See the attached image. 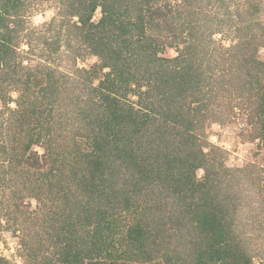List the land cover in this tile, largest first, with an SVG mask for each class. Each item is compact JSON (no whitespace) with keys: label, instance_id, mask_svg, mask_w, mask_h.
<instances>
[{"label":"rangeland","instance_id":"obj_1","mask_svg":"<svg viewBox=\"0 0 264 264\" xmlns=\"http://www.w3.org/2000/svg\"><path fill=\"white\" fill-rule=\"evenodd\" d=\"M69 2L71 0H27L28 11L24 16L23 28L11 24L18 30L13 33L17 48V55L13 58L20 64L16 65V70L11 69L12 72L0 69V161L4 166L1 169L2 177L7 181L0 183L1 264H64L62 260L68 253V245L74 253L83 248L85 252L96 251L108 255L112 251L108 246L111 239L102 241L96 233L104 226L101 211L112 210L117 222L121 221L123 225H131L135 221L134 210L128 212L120 203L109 205L100 187L95 192L91 191L89 186L92 182L89 179L95 173L92 157L80 156L78 152L71 154L65 148L61 152V148L56 146L48 148L46 142L49 139L47 132L51 130L53 137L65 135L66 139H72V144L77 149L79 146L84 155L96 151L95 123L92 120H96L98 112L105 111L108 105L115 106L113 101L108 104L104 101L102 93L107 96L110 93L106 88H101L106 80L105 73L110 70L92 76L87 72L96 65L100 66L102 61L91 55L90 48L80 42L76 35L74 24L79 19L69 14ZM183 2L157 0L155 7L165 16L157 18L156 23L162 29L170 21L180 27L193 12L197 13L195 18L198 22L201 20L199 23H202V27L189 30L181 26L176 29L181 33L179 35L167 28L159 30L158 27L149 26V34L160 36L161 57H176L180 49L196 40L194 34L190 33H199L198 51L206 50L210 64L221 61L220 67L231 68L233 73L243 63L242 60L247 61L250 57L264 62V0H190L179 9L178 5ZM249 12H254L255 16ZM101 18L99 8L92 21L97 24ZM211 33H215L214 36ZM181 35L183 40L180 39L178 45L173 46ZM248 67L250 76L260 78L255 62ZM200 68L207 75L214 74L205 67ZM164 78L167 77L150 80L154 87L150 97L140 99L138 94L136 96L129 92L128 97L118 94L111 95V98L115 96L122 102L134 103L135 109H140L141 119H146L148 111L143 107L145 104L138 105V101L159 104L160 98L166 94ZM236 80L238 83L239 79ZM261 81L264 84V77ZM221 86L220 83L215 84V93L220 96L216 95L217 100L208 102V108L201 111L208 118L206 129L201 132L204 140L201 147L210 154L214 171L224 173L221 163L232 170L223 174V187L235 195L237 210L227 220L234 222L242 247L252 257V264H264L263 120L251 114L258 107L257 101L264 93V85L260 88V96L256 95L258 90L246 91L240 96L227 83L222 92ZM132 89L141 88L133 86ZM148 89V85L143 86L140 92ZM200 94L198 98L203 97ZM195 99L192 95L187 96L184 112L186 105ZM195 106L192 104V107ZM196 113L200 114L193 112V115ZM35 116L42 124H36L38 119L34 123ZM149 128L146 129L148 133L152 128L154 130V127ZM133 133V129L129 128L127 142L138 138ZM32 135L33 139L39 137L41 140L25 151ZM121 145L128 149L134 147L131 161L135 164V156L141 155V145L138 142ZM14 157L18 158L17 161ZM120 163L117 162L115 166L122 181L130 175V168L126 170ZM15 167L18 171L16 174ZM98 177L100 181L102 178ZM197 177L204 180L205 171L198 170ZM13 180L16 182L12 183ZM166 212L170 219L171 211ZM126 213L129 215L125 220L122 215ZM150 223H153L152 219ZM175 224V220L167 223V228L159 236L154 228L143 226L146 235L155 233L152 246L158 249V254L153 263L165 264L163 256L167 248H171L172 254L179 260L181 255L175 249L181 248V263L195 264L187 255L195 254L192 247L198 243L199 232L194 225L181 231L174 228ZM64 226L68 229L62 232ZM123 231L128 232V228L124 227ZM117 238L127 239L122 234H118ZM114 243L118 245L119 242L115 239ZM128 252L134 253L135 249L130 250V242L125 240L117 253L127 256ZM102 260L107 261L106 258ZM90 263L89 260L85 261V264Z\"/></svg>","mask_w":264,"mask_h":264},{"label":"trees","instance_id":"obj_2","mask_svg":"<svg viewBox=\"0 0 264 264\" xmlns=\"http://www.w3.org/2000/svg\"><path fill=\"white\" fill-rule=\"evenodd\" d=\"M183 1V4L178 5L179 9L190 2ZM156 2L157 0H71L68 3L69 14L79 19L74 27L80 42L90 48L91 55L99 57L102 61L100 66H94V72L93 70L87 72L92 76L106 69L110 70L105 73L106 80L103 81L101 88H106L105 90L110 93V96L102 93L104 101L107 104L113 101L115 106L108 105L105 111L98 112L96 120H92L95 123L96 151L84 155L79 146L77 149L72 144V139H66L65 135L53 137L51 130L47 132L49 139L46 142L49 144L48 148L56 146L61 148V152L64 151L62 148H65L71 154L78 152L80 156L92 157V168L94 166L95 173L93 178L89 179L92 182L89 186L91 191L95 192L100 187L101 194L109 205L120 203L126 211L134 210L135 221L131 225H123L121 221L117 222L112 210L101 211L104 226L96 233L100 235L102 241L111 239L108 243L112 250L111 255H102L96 251L85 252L83 248L74 253L68 245L66 249L68 253L62 263L85 264V261L89 260L90 264H155L153 262L158 254V249L152 246L155 242L152 241L155 233L154 236L146 235L147 231L143 226L154 228L159 236L169 225L167 223L175 220V229L184 231L194 225L195 230L199 232L198 243L192 247L195 254L187 255L195 264H252V257L242 247L240 234L234 229V222L227 220L237 210L235 195L228 193L223 187V174L232 170L221 163L220 167L224 173L214 171L210 154L201 147L204 143L201 132L206 129L208 119L201 111L208 108L210 104L208 102L217 100L218 93L214 90L217 83L222 85V92L225 91L227 83L234 88L233 92L239 93L240 96L246 91L256 90H258L256 95L260 96V88L264 85L261 81L264 77V62L250 57L247 61L242 60L243 63L239 64L233 73L231 68L220 67L221 61L210 64L206 50L198 51L199 33H190L194 34L196 40L180 49L176 57L171 59L161 57L160 36L149 34L147 32L149 26L158 27L159 30L167 28L171 33L180 35L176 29L181 26L192 30L202 27V23L195 18L197 13L192 12L180 27L170 21L162 29L163 27L156 23V19L165 15L156 9ZM75 5L77 7L73 9ZM27 7V0H0V69L12 72L11 69L16 70V65L20 64L13 58L17 55L16 37L13 33L18 30L11 27V24L23 28ZM99 8L102 18L96 24L92 20ZM250 13L251 16H255L254 12L248 14ZM214 34L211 33V36ZM180 39L183 40L182 35L177 37L175 40L177 43L173 46H177ZM254 62L259 67L260 78L249 74L248 66ZM200 67H205L214 74L207 75ZM159 77H167L163 79L166 94L160 98V103L138 101V105L145 104L143 107L148 111L146 119H141L140 109L136 110L134 103L122 102L115 96L114 99L111 98V95L118 94L128 97L129 92L136 96L138 94L140 99L150 97L154 88L151 81ZM236 78L239 79L238 83ZM106 83L109 84L104 87ZM147 85L149 89L140 92L142 87ZM133 86L141 89L133 90ZM199 92L203 97H197ZM188 95L196 99L187 102L184 112V102ZM257 103L258 107L254 109L256 111H252L251 114L260 116L263 120L261 137L264 139V93L258 98ZM192 104L196 106L192 107ZM193 112L200 114L193 115ZM37 119L35 116L34 123ZM36 124H42L40 119ZM149 126V129L154 127V130L152 128L148 133L146 129ZM129 128L133 129V134L138 138L130 139L128 142L133 144L138 142L142 147L139 150L141 155L135 156V164L131 161L134 147L128 149L121 145L128 143L126 134ZM33 138L32 135L25 151L41 140L39 137ZM220 154L223 155L221 152ZM58 157L61 158L59 155ZM13 159L17 161L18 158ZM117 162H121L120 166L126 170L130 168L128 171L130 175L124 177L122 181L115 166ZM2 168L4 166L0 161V183L4 184L3 181L6 183L7 181L2 177ZM200 169L205 171L204 180L197 177V171ZM14 172L18 173L16 167ZM98 176L102 178L100 181ZM166 210L171 211L170 219L166 215ZM128 215L129 213L123 214L122 218L126 220ZM124 227L128 228V232L123 231ZM66 229L67 226H64L61 231ZM118 234L125 235L127 239H118ZM115 239L119 242L118 245L114 243ZM125 240L130 242V250L135 249V252H128L127 256L119 255L117 250L123 246ZM80 244L82 246L81 240ZM184 247L187 248V245ZM175 250L180 253V259L176 260L171 248H167L163 256L165 264H184L180 261L183 259L181 248ZM103 258L107 261H103Z\"/></svg>","mask_w":264,"mask_h":264},{"label":"clouds","instance_id":"obj_3","mask_svg":"<svg viewBox=\"0 0 264 264\" xmlns=\"http://www.w3.org/2000/svg\"><path fill=\"white\" fill-rule=\"evenodd\" d=\"M107 71V70H106Z\"/></svg>","mask_w":264,"mask_h":264}]
</instances>
